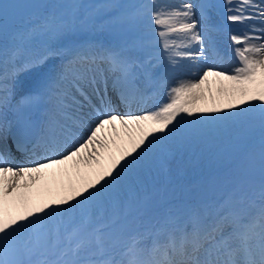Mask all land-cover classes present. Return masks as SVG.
Listing matches in <instances>:
<instances>
[{
    "label": "snow or ice",
    "instance_id": "snow-or-ice-1",
    "mask_svg": "<svg viewBox=\"0 0 264 264\" xmlns=\"http://www.w3.org/2000/svg\"><path fill=\"white\" fill-rule=\"evenodd\" d=\"M0 264H264V0H0Z\"/></svg>",
    "mask_w": 264,
    "mask_h": 264
},
{
    "label": "bare ground",
    "instance_id": "bare-ground-1",
    "mask_svg": "<svg viewBox=\"0 0 264 264\" xmlns=\"http://www.w3.org/2000/svg\"><path fill=\"white\" fill-rule=\"evenodd\" d=\"M8 6V5H5ZM90 36L96 37L100 40V38H104V39H109V41L111 42L113 37L111 34L109 33H104V32H96V33H90ZM58 66V64H56L55 59L53 58L52 61L50 62V64H48V66L41 68V69H37L35 71H33L32 73H27V85L30 86V84H34V86H36V88L40 87L41 85V76L48 72L50 68ZM225 67V66H224ZM228 68V67H226ZM229 69V68H228ZM217 85H213V87L215 88ZM208 150V151H207ZM191 151V152H190ZM187 151L185 155L187 156H192L194 160H196V164L192 165V166H188V167H183V165L180 163V160L178 163L177 160L179 159L180 155L178 156V158H174V164L175 166L171 165V173L170 176H182L183 178H185L184 175H196V174H200V181H207V180H211L213 178H217L219 176H226L236 165V161L233 160L232 163L228 164L226 167H224V165L221 164H212L211 168H207L206 170V166L204 161L201 159L202 158V154H205L207 156H213L216 154L215 149H201V148H197L194 150H190ZM193 151V152H192ZM207 151V152H206ZM189 152L191 153V155H188ZM224 155L226 153H223ZM228 155V154H226ZM228 157H230L228 155ZM207 162V161H206ZM207 171V172H206ZM189 177V176H188ZM157 183H162L164 187H162V189H166V182L162 179L159 180ZM151 187V186H150ZM166 187V188H165Z\"/></svg>",
    "mask_w": 264,
    "mask_h": 264
},
{
    "label": "rangeland",
    "instance_id": "rangeland-1",
    "mask_svg": "<svg viewBox=\"0 0 264 264\" xmlns=\"http://www.w3.org/2000/svg\"><path fill=\"white\" fill-rule=\"evenodd\" d=\"M6 7H7V6H6ZM8 7H9V6H8ZM178 156H179V155H178ZM178 156L175 157V158H178ZM171 165L175 166L174 161H172V164H171ZM187 175H188V174H187ZM184 176L186 177V175H184ZM176 178H178V177H177V176H176V177H175V176H174V177L172 176V177H170L169 179L174 181V180H176Z\"/></svg>",
    "mask_w": 264,
    "mask_h": 264
}]
</instances>
